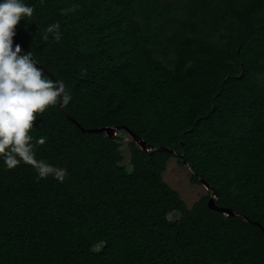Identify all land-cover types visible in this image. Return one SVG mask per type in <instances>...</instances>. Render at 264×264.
I'll list each match as a JSON object with an SVG mask.
<instances>
[{
    "label": "trees",
    "instance_id": "trees-1",
    "mask_svg": "<svg viewBox=\"0 0 264 264\" xmlns=\"http://www.w3.org/2000/svg\"><path fill=\"white\" fill-rule=\"evenodd\" d=\"M22 3L13 48L71 96L37 114L35 157L67 174L0 157V264H264V0ZM66 113L152 149L132 140L126 165L119 132ZM181 154L238 215L187 205L164 179Z\"/></svg>",
    "mask_w": 264,
    "mask_h": 264
},
{
    "label": "clouds",
    "instance_id": "clouds-1",
    "mask_svg": "<svg viewBox=\"0 0 264 264\" xmlns=\"http://www.w3.org/2000/svg\"><path fill=\"white\" fill-rule=\"evenodd\" d=\"M73 10H62V14ZM33 11V7L25 5L22 0L0 2V157L9 170L23 162L34 168L39 178L54 175L63 182L67 174L65 169L54 168L36 159L30 132L38 113L42 114L49 106L55 105L58 98L66 106L71 96L63 81L44 78L31 51L22 54L19 44L13 48L16 26L22 17H32ZM59 28L57 23L45 31L54 33L59 41ZM43 39L46 40L47 36ZM45 143L44 137L35 142L36 145Z\"/></svg>",
    "mask_w": 264,
    "mask_h": 264
},
{
    "label": "rangeland",
    "instance_id": "rangeland-1",
    "mask_svg": "<svg viewBox=\"0 0 264 264\" xmlns=\"http://www.w3.org/2000/svg\"><path fill=\"white\" fill-rule=\"evenodd\" d=\"M122 138V147L124 154V164L128 165L130 162L129 143L133 140L132 137L126 132H119ZM192 170L185 164H181L178 158H171L168 162L167 170L164 173L165 181L185 200L187 205L191 207L203 195L211 194V192L203 184L192 183ZM179 214L174 213L170 219H178Z\"/></svg>",
    "mask_w": 264,
    "mask_h": 264
},
{
    "label": "water",
    "instance_id": "water-1",
    "mask_svg": "<svg viewBox=\"0 0 264 264\" xmlns=\"http://www.w3.org/2000/svg\"><path fill=\"white\" fill-rule=\"evenodd\" d=\"M15 32H16V30H15ZM16 36L19 38V35L17 34V32H16ZM22 44L24 45L23 42H22ZM38 66L41 69H43L44 71H46L51 76V78H53L55 80V82H56V79L53 77V75H51L44 67H42L40 65H38ZM60 107L64 110V107L61 104V102H60ZM66 116L72 122H74L75 124H77L81 128V130L83 132H85V133H105L110 138H116L118 136V132H120L122 129H124L132 137V139L138 144V146L141 147L142 150H144V151H150L152 149L151 148V145H149L147 142H145L144 140L140 139V137H138L135 133H133V132L125 129L124 127H120L119 126V127H113V128L103 127V128H96V129H84V128H82V126L71 115H69V114L66 113ZM155 150L156 151H161V152H164V151L172 152V150H170L169 148H166V147H158V148H155ZM180 156H181L184 164L189 167L188 163L184 159V154H181ZM202 184L205 185L206 188L212 193L211 194V197L209 199V202H208V204H209V206H210L211 209L216 210V211H219V212H222V213L227 214V215H238V213L236 211H234V210H231L229 208L219 207L216 204V200H217V197H218L217 191H215L213 187H211L208 183H206L204 181H202ZM263 231H264V229H263Z\"/></svg>",
    "mask_w": 264,
    "mask_h": 264
}]
</instances>
